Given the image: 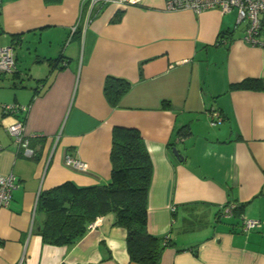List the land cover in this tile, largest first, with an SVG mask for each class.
Here are the masks:
<instances>
[{
	"label": "crops",
	"instance_id": "crops-1",
	"mask_svg": "<svg viewBox=\"0 0 264 264\" xmlns=\"http://www.w3.org/2000/svg\"><path fill=\"white\" fill-rule=\"evenodd\" d=\"M164 8L108 3L94 15L88 0H0V46L16 60L0 73V175L17 181L0 208V264H141L111 213L73 245L38 234L40 191L109 182L115 125L136 127L150 156L146 228L169 241L157 264H264V44L243 42L235 8ZM58 56L63 68L52 63ZM108 76L130 83L117 106L104 96ZM247 78L262 88H230ZM14 102H31L24 134L35 157L6 131L17 115L2 105ZM212 108L221 124L209 123ZM226 204L241 215L218 219ZM242 217L261 225L244 230Z\"/></svg>",
	"mask_w": 264,
	"mask_h": 264
},
{
	"label": "trees",
	"instance_id": "trees-1",
	"mask_svg": "<svg viewBox=\"0 0 264 264\" xmlns=\"http://www.w3.org/2000/svg\"><path fill=\"white\" fill-rule=\"evenodd\" d=\"M52 63L56 66L59 64L60 68L66 64L63 56L54 58ZM103 84L104 96L110 106H117L122 95L130 88L129 81L113 76L106 77ZM230 88L256 90L262 88V81L256 78H247L231 84ZM35 95L36 93L33 97ZM30 103L26 106L29 107ZM2 110L3 113H6L3 107ZM27 113L28 110L26 114L18 116L24 123ZM111 133L109 182L78 186L71 181H65L40 191L35 207V214L40 217L38 234L44 243L50 245H73L86 233L96 217L111 213L113 214L112 223L115 226L123 227L126 231L124 242L130 261L141 264H157L160 251L169 241L164 236L151 235L146 228L147 191L152 174L149 153L143 144L142 135L136 127L115 125ZM29 145H32L30 137ZM17 148L22 154V149L19 146ZM36 155L35 149L31 157ZM228 205L223 206L218 212V219L224 215L223 209ZM240 211L241 209L234 205L230 213L240 216L242 213Z\"/></svg>",
	"mask_w": 264,
	"mask_h": 264
},
{
	"label": "built area",
	"instance_id": "built-area-1",
	"mask_svg": "<svg viewBox=\"0 0 264 264\" xmlns=\"http://www.w3.org/2000/svg\"><path fill=\"white\" fill-rule=\"evenodd\" d=\"M90 9H94V15L102 9L105 4L116 3L119 5L139 4L142 0H88ZM165 8L168 11H176L179 9H190L194 12H201L207 9H218L222 13L233 8L237 10L238 20H245L246 25L243 34V42L251 45L264 44V26H262L261 17L264 15V0H164ZM89 19V18H88ZM262 34V37L260 36ZM16 61L12 48L10 46H0V73H11L14 71ZM2 107L6 113L17 115L14 121L5 126L6 131L13 137L17 146L22 149L25 157H31L34 150L29 145V137L24 134V122L22 116L26 114L28 106L17 103L4 104ZM209 123L211 125L221 124L223 117L216 109L208 111ZM35 136V134H34ZM65 161L68 165L76 170H84L87 168L85 162L65 155ZM16 176L13 173L0 175V208L5 207L10 199L12 191L16 188ZM234 205L231 204L223 209L222 213L230 215ZM259 220L242 217V225L244 230L257 228L261 224ZM95 224L92 222L89 228H93Z\"/></svg>",
	"mask_w": 264,
	"mask_h": 264
},
{
	"label": "water",
	"instance_id": "water-1",
	"mask_svg": "<svg viewBox=\"0 0 264 264\" xmlns=\"http://www.w3.org/2000/svg\"><path fill=\"white\" fill-rule=\"evenodd\" d=\"M174 154H175L176 156L178 155L175 149H174Z\"/></svg>",
	"mask_w": 264,
	"mask_h": 264
}]
</instances>
